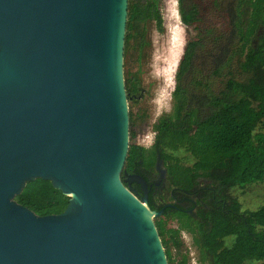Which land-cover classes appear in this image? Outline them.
Wrapping results in <instances>:
<instances>
[{"label":"water","instance_id":"1","mask_svg":"<svg viewBox=\"0 0 264 264\" xmlns=\"http://www.w3.org/2000/svg\"><path fill=\"white\" fill-rule=\"evenodd\" d=\"M130 0H0V264H169L147 181L130 174ZM70 197L18 203L27 183Z\"/></svg>","mask_w":264,"mask_h":264},{"label":"trees","instance_id":"2","mask_svg":"<svg viewBox=\"0 0 264 264\" xmlns=\"http://www.w3.org/2000/svg\"><path fill=\"white\" fill-rule=\"evenodd\" d=\"M179 4L186 26L201 21L196 4L188 0H179ZM236 9L234 28L241 45L235 55L246 78L231 76L221 89H215L204 77L186 85L200 46L199 40L192 41L186 45L178 67L173 111L154 125L156 139L151 148L133 143L137 134L131 114V144L125 169L130 173L141 166L153 168L160 154L174 198L196 199L195 216L175 209L155 219L169 264H187L185 258L176 261L172 252L173 245H180L179 231L168 225L177 218L191 232L208 264H264V204L255 211L243 210L240 201L230 194L234 188L244 189L264 181V0H240ZM150 20L163 30L159 2L130 0L125 55L133 39L138 42L139 53L147 47L142 25ZM221 66L216 67V76L222 75ZM138 83L137 78L127 79L129 101L138 92ZM180 150L194 157L191 166L173 155ZM15 199L38 216L61 214L70 203L69 196L44 179L27 183ZM149 206L154 211L164 210L152 202ZM228 239L233 240L230 246Z\"/></svg>","mask_w":264,"mask_h":264},{"label":"rangeland","instance_id":"3","mask_svg":"<svg viewBox=\"0 0 264 264\" xmlns=\"http://www.w3.org/2000/svg\"><path fill=\"white\" fill-rule=\"evenodd\" d=\"M155 1V0H150ZM163 19V30L156 21L145 22L147 47L141 52L137 40L131 41V48L125 55V79L139 80V90L129 101L130 115H134L136 138L133 143L151 148L155 142L154 125L166 114L173 111V92L177 71L189 42L199 40L200 46L193 63V70L186 78L191 85L195 78L210 80L215 89H221L231 76L245 79L241 73L237 50L241 42L234 23L240 0H188L196 4L201 21L186 26L181 19L179 0H157ZM235 51V52H234ZM232 59H228L231 55ZM222 63V75L216 76L215 69ZM190 86L189 88H191ZM194 93L193 96H199ZM131 131V127H130ZM131 144V142H130ZM184 165L191 166L195 159L185 150L173 153ZM230 194L242 204L243 210L255 211L264 204V181L242 188H234ZM169 197V196H168ZM168 202H170L168 200ZM157 206L161 204L157 201ZM170 228L179 231V246H172L176 261L187 259V264H208L207 258L194 241L191 232L184 229L176 220L169 221ZM232 239L227 240L230 246ZM245 264H257L246 262Z\"/></svg>","mask_w":264,"mask_h":264},{"label":"flooded vegetation","instance_id":"4","mask_svg":"<svg viewBox=\"0 0 264 264\" xmlns=\"http://www.w3.org/2000/svg\"><path fill=\"white\" fill-rule=\"evenodd\" d=\"M138 90H139V86H138ZM154 144L152 146H154ZM130 174L142 175L147 181L148 190L147 192H145L142 186L136 182L128 184L130 188L133 189L134 192L140 195L141 197L148 196L149 202H152L153 204L154 203L156 204L157 201L160 202L161 204H159L158 206L156 204V206L159 208L164 207L163 208L165 210L164 212H168L171 214L175 209H179L182 211H189L190 214L195 216L196 205L194 206V204L196 199H193L191 196H189L190 198L189 197L174 198V194H173L174 189L171 191L169 190L170 179H169L168 169L165 164V160L162 158L160 154L157 156L156 164L155 166H153V168H146L141 166L138 171L130 172ZM169 191H170V195H168ZM168 200L170 202H168ZM175 220L180 224V220L178 218Z\"/></svg>","mask_w":264,"mask_h":264}]
</instances>
